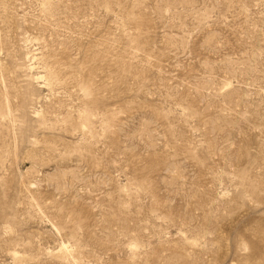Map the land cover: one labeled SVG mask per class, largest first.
<instances>
[{
	"label": "rangeland",
	"instance_id": "1",
	"mask_svg": "<svg viewBox=\"0 0 264 264\" xmlns=\"http://www.w3.org/2000/svg\"><path fill=\"white\" fill-rule=\"evenodd\" d=\"M0 264H264V0H0Z\"/></svg>",
	"mask_w": 264,
	"mask_h": 264
},
{
	"label": "bare ground",
	"instance_id": "2",
	"mask_svg": "<svg viewBox=\"0 0 264 264\" xmlns=\"http://www.w3.org/2000/svg\"><path fill=\"white\" fill-rule=\"evenodd\" d=\"M62 251H65L66 252L67 251V247L63 246V250Z\"/></svg>",
	"mask_w": 264,
	"mask_h": 264
}]
</instances>
